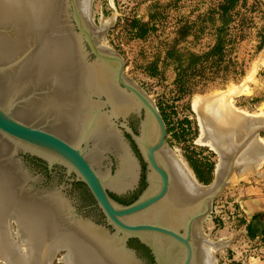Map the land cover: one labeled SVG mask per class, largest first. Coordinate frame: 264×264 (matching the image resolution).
Listing matches in <instances>:
<instances>
[{"label": "water", "instance_id": "95a60500", "mask_svg": "<svg viewBox=\"0 0 264 264\" xmlns=\"http://www.w3.org/2000/svg\"><path fill=\"white\" fill-rule=\"evenodd\" d=\"M91 2L0 0V264H51L64 249L60 261L69 264H150L131 239L154 264H219L203 221L233 171L254 168L264 155L253 139L264 117L241 136L200 108L219 165L212 182L198 183L167 147L151 96L101 44L106 29L92 23ZM26 154L72 177L47 175L23 162ZM140 162L146 186L120 203L111 194L129 198Z\"/></svg>", "mask_w": 264, "mask_h": 264}, {"label": "rangeland", "instance_id": "374dc122", "mask_svg": "<svg viewBox=\"0 0 264 264\" xmlns=\"http://www.w3.org/2000/svg\"><path fill=\"white\" fill-rule=\"evenodd\" d=\"M226 1L91 2L92 23L96 28L106 29L101 44L120 54L125 76L151 96L167 126V147L203 185L212 182L219 155L199 142L204 129L193 102L217 96L232 86L240 89L246 86L247 92L231 95L232 106L249 115L264 111V0H234L231 8L222 11L220 6ZM222 29L220 37L226 39L229 52L225 62L218 66L217 62H175L170 56L174 51L184 54V58L187 55L184 52L207 51ZM251 123L243 122L241 136ZM257 137L264 142V129ZM255 173L240 176L233 171L232 181L212 200V211L221 202L229 201L224 196L230 198L236 185L264 181V163ZM214 216L212 213L203 221L206 239L217 245L216 250L210 249L212 257L219 264H240L233 251L237 250L233 249L234 231L226 232L220 218ZM65 251L57 252L51 264H66L58 260Z\"/></svg>", "mask_w": 264, "mask_h": 264}, {"label": "crops", "instance_id": "0c3cea01", "mask_svg": "<svg viewBox=\"0 0 264 264\" xmlns=\"http://www.w3.org/2000/svg\"><path fill=\"white\" fill-rule=\"evenodd\" d=\"M229 195L230 198L227 195L224 197L234 205L240 216L236 222L239 229L236 232L234 229L232 235L241 232L248 238L250 247L256 252L249 259V264H264V181L240 183ZM253 228L258 231L255 235L251 234ZM234 247L236 249V244H233Z\"/></svg>", "mask_w": 264, "mask_h": 264}, {"label": "bare ground", "instance_id": "6f19581e", "mask_svg": "<svg viewBox=\"0 0 264 264\" xmlns=\"http://www.w3.org/2000/svg\"><path fill=\"white\" fill-rule=\"evenodd\" d=\"M79 1L82 4L83 0H79ZM244 87L245 88H241L240 89V88L232 86L228 90H226L225 92H223L221 94H218L217 96H214L212 98L211 97H208V98L205 97V98H202V99L198 98V101L196 100L197 101L196 103L193 102V104H197V106L194 105V106H196V108H194V109H196L195 111H197V114L199 115V120H200V123H201V127L204 129L202 115H201V109H203V110H205L207 112H210V113H216V119H222V125H235L233 131H235L239 135H240V132L242 130V125H244L243 122H246L247 120H250L251 122H253L256 118L264 117V111L263 112L261 111L260 115H258V114L249 115V113H247L246 111H243L241 113L236 111V109L232 106V104H231V95H237V94H241V93L247 92L248 89L246 88V86H244ZM202 131H204V130H202ZM254 137H253V139H259L261 147L264 148V142L262 141V139L260 137L256 138L255 135H254ZM199 142H201V144L208 145L212 149L216 150L217 153L219 154V152L216 149L213 141L211 139H207L205 137V131H204V137L201 140H199ZM262 163H264V155L257 161V163L255 164L254 168L246 170V171H238V173L240 174V176L242 174L246 175V174L255 173L256 169ZM187 172L191 174L190 171L187 170ZM188 182H189V180H188ZM208 217H209V215L206 217V219ZM213 244H211L209 241L207 242L209 250L210 249L213 250V249L217 248L216 247L217 245L214 246ZM65 253H66V251H65ZM56 254H54V256ZM54 256H53V258H54ZM61 256H63V255H61ZM58 260L60 261V257L58 258ZM2 262H4L6 264V261H2ZM66 264H69V263H66Z\"/></svg>", "mask_w": 264, "mask_h": 264}, {"label": "trees", "instance_id": "16d2710c", "mask_svg": "<svg viewBox=\"0 0 264 264\" xmlns=\"http://www.w3.org/2000/svg\"><path fill=\"white\" fill-rule=\"evenodd\" d=\"M233 1L234 0H227L225 4L220 6V9L222 11H227L229 8L233 6V3H234ZM227 2H228V5H227ZM185 32L186 31H184V33ZM221 32H223V29L217 33V38L215 40V43L205 52L202 51L200 54H196L193 52H184L187 54L185 55L186 59L184 58V54L174 53L176 51H174L173 53H170V56H172L175 62H217L216 66H218V64H220L221 62H225L226 56L229 52V49H227V46H226V39L224 38V36L220 37ZM239 73H241V71ZM119 202L123 204L130 203L127 201L125 202V200H121ZM132 242L135 243L140 248H142L143 251L145 252V255L149 258L150 264H154L152 256L149 253V250L145 246L139 244L138 241L135 239H131L130 243Z\"/></svg>", "mask_w": 264, "mask_h": 264}, {"label": "built area", "instance_id": "2783aa9c", "mask_svg": "<svg viewBox=\"0 0 264 264\" xmlns=\"http://www.w3.org/2000/svg\"><path fill=\"white\" fill-rule=\"evenodd\" d=\"M213 210L214 212L211 210L210 215L213 213L215 214L214 218H220L225 229H231L232 231L235 229V232L237 229H239L238 227L236 228L237 219L240 217L239 211L236 210L231 202H221L219 208ZM243 234L244 233L241 232L235 233V243L237 250L233 251L235 252L237 261L240 264H249V259L254 257L256 252H254V249L250 247L248 238Z\"/></svg>", "mask_w": 264, "mask_h": 264}, {"label": "flooded vegetation", "instance_id": "af4514ba", "mask_svg": "<svg viewBox=\"0 0 264 264\" xmlns=\"http://www.w3.org/2000/svg\"><path fill=\"white\" fill-rule=\"evenodd\" d=\"M128 125L132 128V130L134 132L137 131V127H138V117L135 114H132L128 117ZM124 136L129 140L130 146L133 150V152L135 153L136 157L141 161L140 159V155L137 151L136 146L134 145V143L132 142V140L130 139L129 135L127 133L124 132ZM112 161H114V158L111 156ZM25 161H31L33 163H36L38 165H40L43 169V171L48 175V174H53V173H60L63 174V176H65L67 179L71 178L72 175H70V177H67L66 173H65V169L62 167H55L53 168L51 171L48 169L47 163L43 160H41L40 158H37L35 156H31L29 154L23 155V162ZM141 164V172L139 174V178H138V182L137 185L134 187V189L130 192V196L128 199H122L119 195L116 194H111L116 200L121 201V200H125V202H131L132 200H134L141 192L142 190L145 188L146 183H145V173H144V164L142 162H140ZM69 180V179H68ZM81 185H83L85 187L84 184L79 183ZM86 188V187H85ZM87 189V188H86ZM90 194V193H89ZM91 196V195H90ZM92 197V196H91ZM93 200V198H92ZM94 203V200H93ZM95 204V203H94Z\"/></svg>", "mask_w": 264, "mask_h": 264}]
</instances>
